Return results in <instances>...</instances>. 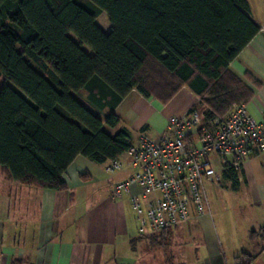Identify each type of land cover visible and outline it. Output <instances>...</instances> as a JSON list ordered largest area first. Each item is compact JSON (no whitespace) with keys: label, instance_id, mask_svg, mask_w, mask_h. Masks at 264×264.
Segmentation results:
<instances>
[{"label":"trees","instance_id":"obj_1","mask_svg":"<svg viewBox=\"0 0 264 264\" xmlns=\"http://www.w3.org/2000/svg\"><path fill=\"white\" fill-rule=\"evenodd\" d=\"M101 14L108 33L96 24ZM259 29L246 0H0L1 171L62 191L77 156L118 159L131 143L126 130L111 133L120 122L112 111L132 90L165 104L185 86L203 124L246 103L249 90L227 67ZM80 91L110 111L105 120L73 96ZM223 179L237 190V173ZM249 242L258 250L234 264L264 253V226Z\"/></svg>","mask_w":264,"mask_h":264},{"label":"crops","instance_id":"obj_2","mask_svg":"<svg viewBox=\"0 0 264 264\" xmlns=\"http://www.w3.org/2000/svg\"><path fill=\"white\" fill-rule=\"evenodd\" d=\"M246 1L249 15L260 29L227 70L249 90L250 97L243 104L254 120L261 121L264 116V0ZM100 17H105L106 22L100 23ZM96 24L103 33L109 32L105 14L96 19ZM73 96L102 120L110 112L89 104L84 91ZM197 101L199 98L185 86L165 104L132 90L112 111L120 122L111 133L126 130L130 143L141 130L158 138L169 117L186 115ZM105 165L77 156L63 176L67 188L62 191L23 186L0 169V264H226L214 244L199 256L195 252V260L188 261L184 249L173 247L186 236L183 225L163 236L162 241L140 238L130 197L141 189L134 186L120 198L111 199L113 185L126 179L131 171L125 169L108 175L104 172ZM238 176L237 190L244 187L246 196L258 206H264L262 158L253 155ZM201 221L202 217H192L186 224L189 237L193 234L189 227ZM253 223L256 229L251 231L264 226V210L262 215L254 216ZM251 231L247 234L248 242ZM165 240L168 244H161Z\"/></svg>","mask_w":264,"mask_h":264},{"label":"built area","instance_id":"obj_3","mask_svg":"<svg viewBox=\"0 0 264 264\" xmlns=\"http://www.w3.org/2000/svg\"><path fill=\"white\" fill-rule=\"evenodd\" d=\"M197 103L186 115L169 117L158 138L140 131L124 154L104 167L108 175L131 171L113 185L111 199L134 186L141 189L130 197L140 235L171 231L206 215V185L230 171L241 173L253 155L264 162V116L256 121L240 104L203 124Z\"/></svg>","mask_w":264,"mask_h":264},{"label":"rangeland","instance_id":"obj_4","mask_svg":"<svg viewBox=\"0 0 264 264\" xmlns=\"http://www.w3.org/2000/svg\"><path fill=\"white\" fill-rule=\"evenodd\" d=\"M262 19L264 22V11ZM98 21L106 22L105 17H100ZM228 113L229 111L220 116ZM218 167L216 166V168ZM243 188L237 191L233 190L231 184L223 178L211 185H206L208 213L202 216L201 224L194 223L189 227L193 233L191 237L188 236L187 225H183L182 228L185 230L186 236L181 238L182 241L176 242L173 247L184 249L185 256L188 258L186 259L193 261L195 252L198 251L197 255L199 256L203 254L205 248L213 247L214 244L216 246L214 248L218 249L226 264H233V257L240 255L241 249L247 253L258 250L248 242L247 234L251 229H256L253 226V218L263 214L264 206H258L252 198L246 196ZM166 234H160V236H156V239L160 238L162 241ZM161 244L167 245L168 243L165 240ZM254 261H256L254 264H264V254L259 255Z\"/></svg>","mask_w":264,"mask_h":264}]
</instances>
